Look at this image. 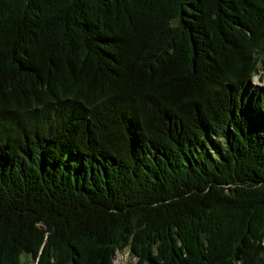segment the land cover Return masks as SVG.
<instances>
[{
  "label": "trees",
  "instance_id": "16d2710c",
  "mask_svg": "<svg viewBox=\"0 0 264 264\" xmlns=\"http://www.w3.org/2000/svg\"><path fill=\"white\" fill-rule=\"evenodd\" d=\"M126 250L264 264V0H0V264Z\"/></svg>",
  "mask_w": 264,
  "mask_h": 264
},
{
  "label": "rangeland",
  "instance_id": "374dc122",
  "mask_svg": "<svg viewBox=\"0 0 264 264\" xmlns=\"http://www.w3.org/2000/svg\"><path fill=\"white\" fill-rule=\"evenodd\" d=\"M255 82L257 84H262L261 81L257 77H255ZM22 260L24 264H34L33 260L29 256H23ZM135 258L131 256L130 252L128 250L126 251H121L118 253L116 259H115V264H123L126 261H132L135 262Z\"/></svg>",
  "mask_w": 264,
  "mask_h": 264
}]
</instances>
